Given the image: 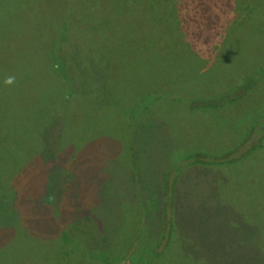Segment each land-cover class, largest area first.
<instances>
[{"label":"rangeland","instance_id":"rangeland-1","mask_svg":"<svg viewBox=\"0 0 264 264\" xmlns=\"http://www.w3.org/2000/svg\"><path fill=\"white\" fill-rule=\"evenodd\" d=\"M223 2H232V11L236 10L223 38L226 43L222 49L211 46L208 40L220 33L203 30L209 44L197 49V44L187 45L185 32H177L174 18L159 19L167 13L164 10L175 16L185 8L183 24L191 25L190 9L195 3L191 7L180 3L177 9L157 4L149 13L142 11L143 6L138 9L139 0L92 4L87 0H0V59L7 58L0 72V92L10 98L24 90L23 101L27 93L30 101L41 95L35 108L41 107L42 112L36 111L30 119L50 117L44 130L38 123L42 133L49 131L41 133L45 145L36 147L38 134L26 131L16 150L23 159L11 162L6 157L1 163L5 167L0 174V241L5 245L0 248V264H177V260L189 264L188 250L169 249L170 236L186 234L185 229L179 231L176 226L168 236L164 223L171 218L164 214L162 221L159 210L167 204L175 222H198L200 215L194 211L209 203L213 188L216 197L227 203L244 202V195L250 204L245 212L248 222L264 218V210L253 206L250 194L261 176L247 172L253 161L245 157V163H226L229 155L237 153L255 115L264 117V112H256L264 111V104H259L264 100V0H204V6H210L204 9L198 1L194 17L218 16L212 15L219 13L214 7ZM218 19L206 22V27ZM242 22L255 33H235ZM34 39L37 44H32ZM53 42L66 55L61 57L68 58L64 73L69 79L63 87L66 94L72 87L74 95L67 104L60 102L61 89L48 92L49 83L40 82L38 90L30 87L31 74L40 78L43 67L24 72L31 59L39 57V61L47 43ZM47 80L54 87L62 82L53 73ZM162 89H167L169 100L160 96L162 92L157 95L155 90ZM151 94L157 102L153 98L148 103ZM238 95L242 100L235 102ZM6 114L12 117L10 107ZM15 126L5 127L6 138ZM263 136L264 120L241 147L245 145L243 149L251 154L262 151L264 143L257 141ZM31 148L40 156L36 169L22 163ZM72 154L78 155L75 163ZM207 159L212 160L210 164ZM223 159L227 169H243V177L204 170L218 169ZM133 171L136 176L130 180ZM58 176L70 180L54 184ZM80 177L83 190L75 180ZM210 178L212 189L206 183ZM77 188L82 191L72 208L66 197ZM10 205H19L13 214L5 212ZM56 205V219L64 224L53 219ZM78 211L87 215H77ZM212 231L219 237L222 230ZM102 237L109 240L96 242ZM201 255L207 260L200 264L214 260V254L209 257L202 251ZM197 260L193 258L194 263Z\"/></svg>","mask_w":264,"mask_h":264},{"label":"trees","instance_id":"trees-1","mask_svg":"<svg viewBox=\"0 0 264 264\" xmlns=\"http://www.w3.org/2000/svg\"><path fill=\"white\" fill-rule=\"evenodd\" d=\"M77 1L78 0L71 2V0H67V1L65 0L66 3H74ZM87 1L89 4H92V2L93 3L96 2V0H87ZM139 1L142 4L138 5V9L139 8L141 9V6H143L145 8L142 9V11L146 10L149 13H153V9L155 6H157V4L163 6L165 9H169L175 6H176L175 9H177V6H180V3H185L187 7H191L192 4L195 3L192 9H190V16L192 19V23H189V24L191 25L183 24L184 23L183 18L186 13L185 8L183 9V11L179 10L178 14L175 16L170 14L168 10H164L167 13L159 19L163 20V19L174 18L175 22H172V23L176 24L178 28L177 32L179 34H182L185 32V35L187 34L186 39H189V41H191V42L187 41V45L192 44L194 46L195 44H197V47H196L197 49L198 47H201V45L206 46L208 42L211 44V46H216L222 49L223 45L226 43V42H223V38L228 32V28L233 19V15L236 13V10L232 11L233 5H232V2H229V0L228 2L230 4L227 2L225 3L223 2V6H220L219 8L214 7L215 10L219 13L212 14L210 12V14L218 15L219 19L215 25H211L208 29V27H206L208 24H205V23L206 22L211 23L218 16L211 17L210 20H206V19L204 20L203 15H201V17H198V18L194 17L196 13L195 8H196V4H198L197 3L198 1H199V5L202 6L203 9L210 8V6L208 7L204 6L203 4L204 0H198L197 2H195L196 0H155V1L154 0H142V1L139 0ZM95 6H97V3L95 4ZM98 6H99V1H98ZM139 13L140 12H138V14ZM247 17L251 19L252 16L250 13H247ZM143 18L147 19L148 17L143 16ZM201 18L203 19L202 22L200 20ZM205 18H208V16H205ZM246 24L247 23H244V22L239 24L237 26L235 33L239 31L241 35V31H244L242 33H248V35H250L251 33V35H253L255 31L250 30L251 28L248 29ZM180 28H183L184 30ZM170 30H171V33L175 31L174 29H170ZM203 30L211 31L210 35L214 34V32L219 31L220 36L214 37L213 35L211 40L210 41L208 40V42H206L209 37L204 36L205 33L203 32ZM212 31L214 32L212 33ZM46 41L47 40H44L38 46H41L42 43L45 44ZM203 41H205L204 44H202ZM31 42L32 44L33 43L37 44L35 39L32 40ZM54 42L50 43V46H49V43H47L48 46H47V50L45 49L47 51L45 55L42 56L39 61L36 59L39 57H33L30 61L31 64L29 63L28 67L25 69L24 72H26V70L30 68L31 70H36V69L43 67L42 75L40 78L39 76L35 75V72L31 74L33 78L31 81L32 85L30 87L32 89L38 90L40 82L49 83L50 87H49L48 92L50 91L52 92V88H55V89L57 88V91H60L61 89L62 96H60L61 97L60 102L61 104H67L69 103L70 99H72L71 95H74L73 94L74 89H72V87H70L69 92L67 94L65 92V87H63L64 82L69 79V77L64 73L65 65H68V58H62V57H66V55L60 52L62 50L61 48L58 50ZM229 45L230 44H227L228 46V47L226 46L227 49H229ZM37 51L40 52L38 48H37ZM6 59L7 58L0 59V72L4 71L3 69L6 68L4 67L6 66L5 65ZM262 65L264 66V63H262ZM35 66L39 68H36ZM61 70H63V76L60 74ZM52 73L59 76L60 81H62L61 84L56 85V87H54L55 85L51 84V81L47 80L48 78H51ZM38 79H40V81ZM18 80L19 79H17V83H18ZM247 85L249 87L251 83H247ZM62 88L64 89V91L62 90ZM19 90L22 93V95L20 94L19 91H15L16 93L14 92L10 98H9V95L5 97L2 96L3 94L0 92V164L2 163V161H5L3 160V158H6V157L9 158L11 162H15L16 160H18V158H20V160L23 159V154L21 153L18 154L16 150H18L17 146L20 140L22 141L24 139V138L22 139V134L26 133V131H29L30 133H34V135L38 134L40 142L35 144L36 147L45 145L44 143L45 137L43 135H46L49 132V131H46L42 133V128L39 126L38 123L42 122V125L44 126L43 130H44L45 127H47L46 123H47L48 118L50 117L46 116V118L44 117L42 121L37 120V119H30V117H32L33 115H35L36 113L42 110V109L40 110L41 107L35 108V106H38L42 101V100H39V96L41 95H36L34 99L30 101L28 97V93H27V96H26L27 98L23 101L25 97V92L24 90L23 92L21 91V89ZM155 91L157 92V95L160 92L164 93V94L161 93L160 96L165 95L164 98L166 100L170 99V95L166 94L167 89L155 90ZM149 97H150V100L148 103L153 102L152 100L153 98L155 99L156 102L158 101V98L154 95L152 96V94ZM237 99L235 98V102L242 100V98H240L239 95L237 96ZM259 104L263 105L264 100L260 99ZM6 106L10 107L12 117L6 114V111L9 108ZM258 111L264 112V111H260L257 109L256 112ZM261 115L262 114H257L255 115L254 119L251 120L252 121L251 126H250L251 129L247 132L246 136L240 140L241 145L244 139L247 138L249 132L255 129L257 127V124L260 123V121L264 120V117ZM14 124H16V126L14 127L15 130L12 132V134L11 132H9L11 135L6 138L5 134L7 131L4 130L5 127L9 126V129H12ZM33 126H36L38 130H33L32 129ZM3 131H5V133ZM257 142L259 144L264 143V136ZM30 144H27V147ZM8 145L10 149L6 148V146ZM241 145L237 149V153L235 155H229L226 158L227 160L226 163L232 162V163L237 164L241 160H242L241 162L245 163L246 160L243 161L245 157L253 161V166L248 167L249 169L247 170V172L250 171L251 176L254 174H258V173H260L261 176L258 177L259 186H253V188L255 189H252V191L250 192L251 198L254 199V202L252 204L253 206L257 205L258 207H262V210H264V206H263L264 199L261 198V196H264V150L262 151L259 150L258 152H256L257 154L256 153L251 154L248 152V150L243 149L245 145L243 147H241ZM263 148H264V145L262 149ZM26 152L27 154H25V156L27 160L23 161L22 163L28 162L27 163L28 165H32L33 169H36L37 160L40 159L39 158L40 156L38 155L37 150H34V148H31L29 151H26ZM211 161L212 160L207 159L205 162L210 164ZM221 163L222 164L219 165V168L216 169L217 171H221L224 175L225 174H228V175L236 174L237 176V173H240V177H243L244 175L243 169L240 171L238 169H235V170H230L229 168L227 169L226 166H222L225 163L224 159L221 161ZM254 163L255 165H257L255 168H253ZM212 164L215 165V162L213 161ZM15 166H18V165H15ZM4 167L5 166H3L2 164L0 165V174L4 173ZM212 180L213 178L206 180V183L209 185L207 186L209 189H212L211 187ZM0 183L2 184V179H0ZM213 189H212V192L210 191L211 195H209L208 197L209 203L205 204V206H198V207L196 206L197 210L194 211V215L198 213L200 217H199L198 222L195 221L194 217H193V220L197 224H195V222H192V221L190 222L185 219H183L182 221L176 222V225L178 226L177 228L179 229V231H181L182 229H185L186 234L183 231L179 233H174V236L171 238L172 241H170L169 249L174 248V247L177 248L179 246L177 250L179 249L184 252L185 250H188L189 254L192 255V256H189V254H187V257H186L187 259H189V264H199L198 262H201L203 258L201 255L202 251L205 254L208 252L211 253L214 251V260L209 259L207 263H203V264H264V218L262 219L259 217V219L255 221L254 223L248 222V219L245 218V212H246V209L250 206V204L245 203L246 197L244 195H242L243 197L241 196V199H243L244 202L239 203L236 201L234 203H227L225 202V199L220 201L219 198L216 197L218 195L214 192L215 189L214 190ZM245 189L247 190L248 188L245 187ZM17 207H19V205H10L9 209L11 211L6 209L5 212H7L8 214H13L14 210ZM229 210H232L234 212L231 213ZM190 224L192 225L190 226ZM217 227L222 230L221 233H218L220 239L217 235L215 236V234L212 231L213 228L215 229ZM175 234H178L179 236L177 235L175 236ZM204 234H206L207 236L204 237L203 236ZM220 240H227V241L226 243L222 242L220 246V244H218ZM187 244H189L188 248H187ZM205 249L207 251H205ZM199 255L201 256V258H198ZM180 257H182L181 252H180ZM193 258L198 259L197 263H194ZM177 262H178L177 264H183L182 263L183 261L181 260H177Z\"/></svg>","mask_w":264,"mask_h":264},{"label":"flooded vegetation","instance_id":"flooded-vegetation-1","mask_svg":"<svg viewBox=\"0 0 264 264\" xmlns=\"http://www.w3.org/2000/svg\"><path fill=\"white\" fill-rule=\"evenodd\" d=\"M212 53H213V51H212ZM213 55V54H212ZM208 58H210V57H208ZM72 151H74V148H72L71 149ZM80 152V151H79ZM73 154H74V152H73ZM72 154V155H73ZM78 155H75V158H74V155H73V159H72V163H75V160H76V157H77ZM217 168H212V167H205L204 168V170L206 171V170H211L212 172H215L216 174H217V170H216ZM134 172V175L132 176L131 174H130V180H131V178H134L136 175V171H133ZM139 171H137V173H138ZM56 176H57V174H56ZM83 176V175H82ZM152 177V176H151ZM63 178V177H62ZM61 177H56V178H54V184H56L57 182H66V181H69L68 179L66 180V178H63L62 179ZM103 177H101V179H102ZM153 179H156V176L155 175H153V177H152ZM81 177L80 178H76L75 180H77V181H79V182H76V184L78 185V183H79V185L81 186V188H82V186L85 184V183H83V182H81ZM134 181V179H132V182ZM175 181V180H174ZM71 182H73L74 183V181H71ZM102 182H105V181H102ZM135 182V181H134ZM174 183L175 182H173V184L172 185H174ZM65 184V183H64ZM157 185H158V183H157ZM160 187H161V185H160ZM81 188H77V190H75L74 189V191H73V193H72V195L71 196H68V197H66L67 199H68V202L69 203H67L68 205L67 206H69V204H71L70 206H72V208L74 207V201H75V199L77 198V197H79L81 194V191L83 190V188H82V190H81ZM172 189L174 190V187L172 186ZM161 188H160V193H161ZM175 191V190H174ZM57 194L59 193L58 191L56 192ZM133 193H135V192H133ZM138 196H139V194H138ZM162 196V195H161ZM65 198V199H66ZM66 199V200H67ZM169 203L171 204L172 203V198H170L169 200ZM61 205H62V203H61ZM165 206H167V204H164V205H162L161 204V210H159L160 212H159V217H161L162 218V221H163V216H165L164 214H169V217L171 218V219H169V221H165V223H164V226H166V224H168V230L170 231L169 233H168V236L172 233V231L171 230H173V229H175L176 228V222H175V219H176V217L173 215V212H172V210H170L171 208H170V206H167V208H165ZM58 206L56 205L55 207H53V215H55V217L53 218L54 219V221H56L57 220V223H62V224H64L63 222H62V219L60 218L59 220L58 219H56L57 218V215H56V208H57ZM72 208H70V209H72ZM80 209V208H79ZM133 211L135 212V209H134V206H133ZM230 212L231 213H233L234 211H232V210H230ZM78 213L79 214H77V215H80V216H85V215H87V214H85L86 212H82V211H78ZM73 215V214H72ZM71 215V216H72ZM70 216V217H71ZM64 220H65V218H63ZM170 220H172V221H170ZM57 223H55V224H57ZM65 227L63 226V228L62 229H64ZM167 228V227H166ZM107 231H104V233H103V235H108V236H110V234H107L106 233ZM77 238V237H76ZM81 237H79L78 239H80ZM170 238H172V235L170 236ZM106 239V240H105ZM81 240V239H80ZM109 240V239H108ZM107 240V238H105V237H102V238H100V240H98V241H96V242H103V241H108ZM104 243V242H103ZM3 245H5L4 244V241L2 242V241H0V248L3 246ZM209 257H211L212 256V254H214V251L213 252H211V253H206ZM204 260H207L206 258H202V261L201 262H198L199 264L200 263H202ZM196 263H197V261H196Z\"/></svg>","mask_w":264,"mask_h":264},{"label":"clouds","instance_id":"clouds-1","mask_svg":"<svg viewBox=\"0 0 264 264\" xmlns=\"http://www.w3.org/2000/svg\"><path fill=\"white\" fill-rule=\"evenodd\" d=\"M10 82V81H9Z\"/></svg>","mask_w":264,"mask_h":264}]
</instances>
